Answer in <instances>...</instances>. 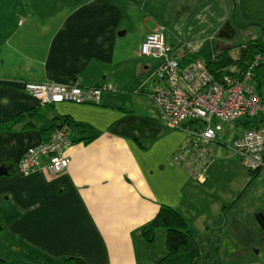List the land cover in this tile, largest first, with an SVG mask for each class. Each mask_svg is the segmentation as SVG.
I'll list each match as a JSON object with an SVG mask.
<instances>
[{
  "label": "crops",
  "instance_id": "1",
  "mask_svg": "<svg viewBox=\"0 0 264 264\" xmlns=\"http://www.w3.org/2000/svg\"><path fill=\"white\" fill-rule=\"evenodd\" d=\"M129 3L0 0V126L22 114L0 128L1 264H63L68 258L152 264L155 255L139 251L145 245L141 229L161 206L179 214L194 208L196 181L172 161L184 136L163 127L147 97L154 60L127 46V14L134 11L137 19ZM73 82L82 88L111 85L113 91L103 93L99 104L41 105L23 89ZM63 118L83 127L68 126ZM52 120L71 142L62 153L66 168L51 174L42 162L21 175L19 160L44 142L41 129ZM242 186L229 185V193L211 203L218 222L207 226L202 240L222 232V210L240 203ZM255 191L248 206L257 211L264 192Z\"/></svg>",
  "mask_w": 264,
  "mask_h": 264
},
{
  "label": "built area",
  "instance_id": "2",
  "mask_svg": "<svg viewBox=\"0 0 264 264\" xmlns=\"http://www.w3.org/2000/svg\"><path fill=\"white\" fill-rule=\"evenodd\" d=\"M139 55L158 63L147 97L159 121L165 129L184 136L172 155L177 166L194 180L204 182L216 146L229 144L247 171L264 168V100L256 93L252 77L262 55L255 56L240 77L215 78L200 59L181 65L161 27L146 34ZM23 89L41 105L99 104L103 93L113 91L111 85L82 88L77 82L25 84ZM248 120L256 122L257 127L246 130L239 126ZM70 145L65 130L55 128L47 141L25 152L18 172L28 176L42 162L51 174L62 172L67 166L62 153Z\"/></svg>",
  "mask_w": 264,
  "mask_h": 264
},
{
  "label": "rangeland",
  "instance_id": "3",
  "mask_svg": "<svg viewBox=\"0 0 264 264\" xmlns=\"http://www.w3.org/2000/svg\"><path fill=\"white\" fill-rule=\"evenodd\" d=\"M120 1L123 6L130 1L129 6L135 10V16L138 19L135 20L133 17L134 11L127 14L128 22L131 23L126 37L129 41L128 47L139 48L142 30L147 34L154 31L157 26L164 29L167 44L172 48V52L180 56L185 52L195 53L198 59L204 62L212 60L215 54L224 49H230L231 56L236 58L240 45L256 39L264 42V0ZM222 19L225 21L222 22ZM227 22L231 23L230 28L235 34L230 38L220 37L219 29L222 23ZM148 66L149 74L151 72L154 74L158 63L149 62ZM258 73L260 95L264 98V64L258 67ZM141 103L152 109L151 103L146 99L142 98ZM206 173L207 177L204 182L197 180H195L196 184L192 182L196 185L197 197V201H193L192 204L194 208L189 212L180 211L187 228L191 231L194 229L199 238L205 236L207 226L212 225L215 220L218 222L216 213L213 214L211 203L221 198L225 191L229 193L230 187L226 189L229 185L241 184L243 181V186L237 195L240 203H237L236 208L230 211L228 219L238 218V209H242L249 203L250 198L256 195V189L260 188V193L264 192V169L252 178L241 165L238 155L232 151L229 144L225 147L216 146L213 162L208 165ZM248 212L252 215L250 217L256 216L255 209L249 207ZM227 213L228 211L224 214V221L227 219L225 216ZM159 231L162 233L159 234ZM139 234L141 237V231ZM211 234L212 240L218 239L217 256L213 260L203 259L198 264H264V243L262 247L254 248V250L239 249L240 242L229 230L228 224L223 227L222 232L215 231ZM141 239L145 245L142 246L143 250H141L142 247L139 249L140 253L144 252L149 258L155 255V261L163 258L165 241L163 230L156 231L151 242L145 241L142 237Z\"/></svg>",
  "mask_w": 264,
  "mask_h": 264
},
{
  "label": "trees",
  "instance_id": "4",
  "mask_svg": "<svg viewBox=\"0 0 264 264\" xmlns=\"http://www.w3.org/2000/svg\"><path fill=\"white\" fill-rule=\"evenodd\" d=\"M229 50L230 49L221 50L214 55L212 60L205 62L209 72L215 78L221 76H230L233 78L240 77L246 71L253 58L257 55H262L263 60L258 63V66L253 71L252 76L255 91L260 95L257 85L259 83L258 67L264 64V42L256 39L250 40L245 45H240L238 51L239 54L236 58L231 56ZM176 58L181 65H184L187 62L198 59V56L195 53L191 54L189 52H185L181 56L176 54ZM262 99L264 100V98ZM21 116L22 114L8 120L0 126V128L9 127L10 124L15 123ZM68 119L69 118H63L64 122H66L68 126H73L78 130L83 127L80 123H76L71 119ZM56 125L57 123H55V120L44 124V129H41V132L44 136H46L43 138L44 142L48 140L50 133L56 128ZM239 126L243 129L249 130L256 128L257 123L252 120H248L240 122ZM89 139L90 138H86L85 140L87 141ZM261 169L247 172L250 176H252V178H254ZM227 209H229V207L223 208V214H225ZM158 230H163L165 233V253L162 259L152 264H198L203 259L213 260L217 256L218 239L212 240L210 238H205L202 240L195 232L187 228V224L183 217L170 207L161 206L159 208L154 218L141 229V237L145 241L151 242ZM63 264L85 263L81 259L68 258L63 261Z\"/></svg>",
  "mask_w": 264,
  "mask_h": 264
},
{
  "label": "flooded vegetation",
  "instance_id": "5",
  "mask_svg": "<svg viewBox=\"0 0 264 264\" xmlns=\"http://www.w3.org/2000/svg\"><path fill=\"white\" fill-rule=\"evenodd\" d=\"M229 23V22H228ZM224 23H222L220 29H219V33H221V29L223 28ZM224 33L222 34L223 37L228 36V38H230V32H231V28H230V23L229 25H226V32L223 31ZM235 34V33H234ZM227 38V37H225ZM260 207L259 209H257L256 216L255 217H250L252 216L251 213H249V206L248 204L243 207L242 209H238V219H240L246 226L247 230L251 233V235L254 238V241L248 245V246H244L243 244L239 243L240 248L239 249H243L244 251H248V250H254V248H260L262 247L263 243H264V198L260 199ZM237 202V201H236ZM236 205H233L232 207L229 208L228 213L226 214L227 219L224 221V226H226V224H228V217L229 214L231 213L230 211L232 209H235ZM245 209L247 211H245ZM237 210V209H236ZM260 214L262 215V217L260 216ZM241 215V216H240ZM259 221V223L261 224V226L257 223V221ZM223 226V227H224ZM230 230V229H229Z\"/></svg>",
  "mask_w": 264,
  "mask_h": 264
},
{
  "label": "water",
  "instance_id": "6",
  "mask_svg": "<svg viewBox=\"0 0 264 264\" xmlns=\"http://www.w3.org/2000/svg\"><path fill=\"white\" fill-rule=\"evenodd\" d=\"M226 25H229V23L227 22V23L224 24L223 28L221 29V33H219V36L220 37H223V35H222L224 33L223 31L226 32ZM233 34H234V31L231 30L230 36H232ZM225 37L228 38L229 35L228 36H225ZM260 216L262 217L261 214H260ZM228 220H229L228 221V228L234 233L235 238H236V240L238 242H240L244 246H248V245H250L254 241L253 236L247 230L245 224L240 219H238L236 217H230V219H228ZM257 223L261 226V224L259 223V221H257Z\"/></svg>",
  "mask_w": 264,
  "mask_h": 264
}]
</instances>
